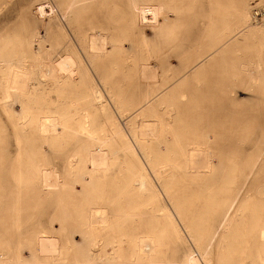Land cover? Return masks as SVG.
Here are the masks:
<instances>
[{
	"label": "bare ground",
	"instance_id": "1",
	"mask_svg": "<svg viewBox=\"0 0 264 264\" xmlns=\"http://www.w3.org/2000/svg\"><path fill=\"white\" fill-rule=\"evenodd\" d=\"M26 1L0 36V264H264V0H209L213 34L240 25L175 76L158 59L199 0ZM209 69L239 78L226 97Z\"/></svg>",
	"mask_w": 264,
	"mask_h": 264
},
{
	"label": "rangeland",
	"instance_id": "2",
	"mask_svg": "<svg viewBox=\"0 0 264 264\" xmlns=\"http://www.w3.org/2000/svg\"><path fill=\"white\" fill-rule=\"evenodd\" d=\"M26 2H27L26 0H13L12 2L6 5L4 4L3 7L0 8V36H2V34L5 33L4 29L6 28V31H10L11 34H13L12 39L16 41L17 36L15 34V31L12 32L13 30L12 27L19 25L18 20L21 18L20 8ZM256 3L257 1L252 3V5L258 9L260 7L264 9V3H262L263 5L259 4L258 6L260 7L256 6ZM255 14H257L256 17L259 16L258 17L259 22H254L252 20L251 22L253 23V25L264 24V19H261V17L262 18L264 17V15H262L263 11L258 10L257 12H255ZM179 16L183 17V20H182L183 23L181 24L183 28H180V30L178 31V33L180 34V38H177L175 40L174 42L175 45L172 46L171 53L169 54V56L165 57L163 60H161V58L158 59L159 63H157L159 64L157 67L159 72L161 73L162 69L166 68V71L169 72L168 74H171L170 76L177 75L182 70L184 65L189 64V62L196 61L201 54H203L205 51H207L211 47L212 43L217 39L218 37L217 35L222 34V31H223L222 28L216 30V32H219L217 34H213L214 32L210 31L212 15H211V7L209 4V0H199L197 7L191 13H182ZM177 24L179 26L178 22ZM239 25L240 24L237 18L234 15H231L229 18V29L225 28L224 31L226 32L224 31L223 32L227 33L231 28L239 26ZM111 26L113 27L114 30H116L114 27L116 26L115 23H111ZM144 32L150 39H155L157 37L156 31L149 26L145 28ZM244 42L252 43V41L250 40H244ZM51 44L53 45V41L51 39H48L45 41L46 47L51 48L52 46ZM16 47H19V46H16ZM241 49L242 51H240V54L244 55L243 59L249 60V59L255 58L254 55L251 56V55L246 54L245 51L247 47H245L244 45L243 47H241ZM261 59H264V56L261 57ZM216 79L218 78L216 76L214 78V76L212 75V70L209 69L204 75V80H205L204 85L206 87L205 89L207 91L210 89L212 91L213 88L218 89L219 90L218 94L224 93V96L226 97L227 93L225 92H228L229 87L231 86L233 81L238 83L237 79L239 78L232 79L227 76V79H224V80L219 79L217 81L219 82V84L216 83L215 81ZM112 80L113 82H115V79H112ZM188 80H189L190 88L188 87V85H186L184 88V90H186L187 92H189V90L191 91V88L193 87L194 84L200 83L198 82V80H194L192 77H190ZM97 87L100 89L101 92L106 94L105 96L111 99L112 97L111 92H114L112 83H110L109 81L103 80L101 81V83H97ZM135 88L136 87H134L133 89ZM261 88L262 87H260V85L255 84L250 89V91H248V93L253 92V94H255L256 92L262 91ZM133 89H131V91ZM59 91L60 90L57 88L50 89V94H49L50 97H52L53 99L62 97L60 94H58ZM145 91L146 90L144 88L139 87L138 89L134 91V93H136L134 96L125 95L123 99L121 100V102H117V103H115V100L114 101L111 100L112 103L109 105V109L108 108L104 110L101 109L98 111V114L95 115L94 117L95 124L100 125L103 121H105L106 114H110V113H112L114 116H121L123 114L124 115L128 114L127 116L132 117L130 113L136 114L135 108L138 105L137 102L141 99V96L144 94ZM83 99L85 101V98ZM82 103H83V100H82ZM17 104L18 103H15L14 107L16 108L17 112L20 113L21 107H19V105ZM106 111H108V113H106ZM7 118H8L7 115L0 109V125L6 128L8 132V139L10 141H13L14 135L12 134V131H13L12 124L9 122ZM259 130H255V131L259 133ZM207 131L210 134H212V131L210 129H207ZM247 145L248 144H246V146ZM10 149L14 150V145H11ZM55 159L57 160H54V159L53 160L59 161V162L63 161V159L60 157L55 158ZM129 162H125L126 171H127ZM164 204H167L166 201H164ZM34 218L35 220H37L38 216H35ZM53 226L56 229L59 226V223L58 224L54 223ZM75 237L77 239L80 238L79 236H75Z\"/></svg>",
	"mask_w": 264,
	"mask_h": 264
}]
</instances>
